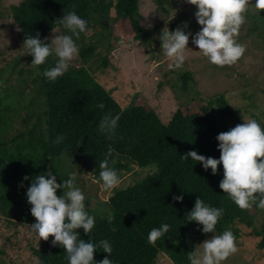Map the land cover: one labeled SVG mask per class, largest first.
I'll use <instances>...</instances> for the list:
<instances>
[{
    "label": "trees",
    "instance_id": "1",
    "mask_svg": "<svg viewBox=\"0 0 264 264\" xmlns=\"http://www.w3.org/2000/svg\"><path fill=\"white\" fill-rule=\"evenodd\" d=\"M177 0H154L159 10L169 13ZM12 15L21 29L23 41L27 36L44 40L52 39L51 31L61 27L63 34L70 33L60 25L62 15L75 11L87 22L88 34L94 30L99 43L93 42L83 33L76 39L79 57L84 64L97 63L100 68L110 65V26L118 23L122 31L133 34L134 39L144 40L153 29L141 24L139 0H21L11 6ZM264 22V9H261ZM179 27L177 19L170 24V31ZM106 49L102 55L101 48ZM25 67L18 68L22 58L16 59L12 71H17V82L13 88L0 92V219L15 226H30L35 218L30 213L26 189L36 175L51 171L62 183L68 178L63 165L64 157L80 163L73 155L75 151L94 167L93 175L98 180L99 164L109 147L112 155L110 166L121 172H131L134 166H151L138 182L127 187L115 188L105 204L107 211L95 214V226L89 234L77 229L80 239L93 243L107 239L112 245L110 259L115 264H157L160 253H166L175 264H188L189 252L184 243L191 234L206 239L212 233H202V227L195 221H188L187 213L194 206L198 196L214 207L224 209L218 220L215 234L225 229L238 231L237 223L254 226L255 204L249 209L239 208L219 188L223 177L222 164L217 173L205 170L200 162L181 160V155L196 150L205 157L218 158V133L239 124L240 108L230 105L224 94L215 95L208 101L200 100L186 106H179L168 123H164L157 112L141 96L133 98L125 109L114 99L111 92L100 84L86 65H70L64 75L55 81L43 76V70L55 64V57L49 56L44 64L31 65L30 54ZM183 89L193 80L192 73L181 74ZM34 93H36L34 95ZM103 104V108L98 107ZM39 108L37 123L24 131L10 134L18 106ZM32 114V113H31ZM118 116L113 135L99 131V121L105 115ZM264 127V119L256 116ZM63 136L56 142L58 136ZM115 160L111 164V160ZM260 159V158H257ZM81 164V163H80ZM150 168V169H151ZM29 176L28 180L23 177ZM62 189H57L61 195ZM183 195L182 201L173 200L174 195ZM114 213L109 224L107 212ZM168 223L167 233L154 244L148 243L151 228ZM190 233V235H189ZM264 246V225L262 231ZM42 238L39 247L33 248L38 260L36 264H67L66 253L60 246ZM108 254L102 249L94 250V261H100Z\"/></svg>",
    "mask_w": 264,
    "mask_h": 264
},
{
    "label": "rangeland",
    "instance_id": "2",
    "mask_svg": "<svg viewBox=\"0 0 264 264\" xmlns=\"http://www.w3.org/2000/svg\"><path fill=\"white\" fill-rule=\"evenodd\" d=\"M21 0H0V92L5 88L18 85L17 71H12L16 59L22 58L18 68L25 67L29 58L23 48L21 30H17L11 6ZM254 0H250L247 11L243 13L245 20L236 34V42L244 46V53L231 65L222 67L210 64L197 46L191 43L189 35L188 47L185 50L186 60L180 68H168L171 62L161 50V36L170 31V24L177 19L179 27L189 33H195L201 27L194 16L196 8L186 2L177 0L169 13L159 10L154 0H139L142 15L141 24L144 28H153L144 40L134 39L133 34L122 31L118 23L112 24L109 34L112 51L109 55L110 65L98 67L94 62L84 64L79 53L70 65L80 67L86 65L95 79L108 89L114 99L125 109L133 98L141 95L157 112L164 123H168L179 106H186L200 100L208 101L215 95L224 94L230 105L241 109L239 124L244 119L256 116L264 119V22L261 21V9H256ZM187 22V27L184 26ZM111 29V26H110ZM63 35L61 27L51 31V37ZM88 36L93 42L99 43L94 30ZM102 55L106 49L101 48ZM24 53V54H23ZM189 71L193 80L188 88L183 89L181 74ZM36 93H34L35 95ZM19 116L15 117L10 134L32 128L37 123L39 108L34 106H18ZM32 113V114H31ZM66 171L77 170L78 186L84 192L86 209L95 214L107 211L106 200L114 189L105 190L102 182H97L93 171H88L82 164L70 157H64ZM151 166L139 168L134 166L131 172L120 173L121 184L127 187L138 182L148 172L155 169ZM97 182V183H96ZM116 187V188H118ZM93 192V193H92ZM255 208V207H254ZM251 209L255 213L254 226L237 223L238 231L230 229L235 237L237 251L227 257L221 264H264V246L262 231L264 225V209ZM190 235V233H189ZM209 238V237H208ZM207 239V238H206ZM42 238L31 231L30 226H15L0 219V264H36L37 256L33 248H38ZM205 239L196 238L191 234L184 243V248L191 252L199 248ZM157 264H175L166 253H160Z\"/></svg>",
    "mask_w": 264,
    "mask_h": 264
},
{
    "label": "clouds",
    "instance_id": "3",
    "mask_svg": "<svg viewBox=\"0 0 264 264\" xmlns=\"http://www.w3.org/2000/svg\"><path fill=\"white\" fill-rule=\"evenodd\" d=\"M194 5L197 23L201 26L194 34L176 28L165 31L161 36V50L171 62L168 68H180L183 66L188 47L189 35L191 43L197 46L198 51L207 58L210 64L218 67L235 63L244 53V46L236 42V34L244 23L243 13L247 11L250 0H186ZM256 9H264V0H254ZM69 34L54 35L50 42L48 39H40L36 36H27L23 41V48L32 56L31 65L44 64L49 56L55 57V64L43 70V76L49 81H55L64 75L70 67V62L78 55L79 39L81 33L87 35L88 22L69 11L59 20ZM187 27V22L184 24ZM17 30H21L19 27ZM53 31V30H52ZM74 37L76 39H74ZM23 53V54H24ZM98 107L103 108V104ZM118 116H103L99 121V131L106 132L110 136L117 128ZM63 136H58L56 142H60ZM217 148L220 152L218 158L205 157L196 150H190L181 155V160L189 157L212 174L217 173V166L222 164L223 177L219 182V188L241 209H249L254 204L259 209H264V127L254 118L244 119L243 123L231 127L227 131L217 134ZM112 149L109 147L103 160L99 164V176L97 182L105 190H111L121 184V178L115 167L110 166L109 158ZM260 158V159H257ZM115 160H111L114 164ZM78 171H70L68 178L62 183H57V178L51 171L46 174L36 175L26 189L27 201L30 203V213L35 222L30 225L31 231L39 239L48 240L51 235V244L60 246L66 253L67 264H115L110 259L112 245L107 239H101L96 243L91 240L80 239L76 231L82 228L89 234L95 226V217L86 211L84 192L78 186ZM25 175L23 180H28ZM96 182V183H97ZM57 189H62L61 195H57ZM173 200L182 201L183 195H174ZM222 207H214L206 203L201 196L194 201V206L187 213L188 221H195L201 225L202 233H212L203 240L191 252L187 259L188 264H221L227 257L237 251L235 237L231 230L225 229L220 234H215L218 220L223 216ZM109 224L114 220V213L109 210L106 217ZM170 225L161 223L151 228L148 233V243L154 244L157 239L168 232ZM102 249L108 255L100 261H94V250Z\"/></svg>",
    "mask_w": 264,
    "mask_h": 264
},
{
    "label": "water",
    "instance_id": "4",
    "mask_svg": "<svg viewBox=\"0 0 264 264\" xmlns=\"http://www.w3.org/2000/svg\"><path fill=\"white\" fill-rule=\"evenodd\" d=\"M112 25H111V29H110V32L112 30ZM73 152V155L74 157L88 170V171H93L94 167L90 164V162L85 159V158H82L79 154H77L75 151H72ZM93 193V192H92Z\"/></svg>",
    "mask_w": 264,
    "mask_h": 264
}]
</instances>
